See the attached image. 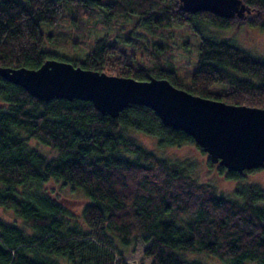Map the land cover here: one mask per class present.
<instances>
[{
    "label": "trees",
    "instance_id": "trees-1",
    "mask_svg": "<svg viewBox=\"0 0 264 264\" xmlns=\"http://www.w3.org/2000/svg\"><path fill=\"white\" fill-rule=\"evenodd\" d=\"M245 1L264 10V0ZM180 6L178 0H0V65L38 68L57 58L109 74L164 77L197 95L264 107V58L202 30L203 22L228 27V18ZM65 17L77 30L73 49L87 44L90 26L107 27L113 19H132L135 29L145 26L162 40L138 50L133 34L117 41L107 32L85 56L82 49L62 55L45 43L51 31L64 33ZM174 24H189L201 34L189 81L172 57L164 58L172 54ZM0 104V206L30 229L0 219V264H130L115 238L125 245L147 243L143 253L150 264H206L187 252L213 254L230 264H264L262 188L250 184L239 186L238 196L221 193L181 161L135 139L132 131L155 136L162 146L196 143L150 107L132 104L112 117L90 100H40L2 76ZM31 138L58 154L44 155L29 145ZM51 179L85 191L90 201L81 216L87 228L72 221L70 209L44 188Z\"/></svg>",
    "mask_w": 264,
    "mask_h": 264
},
{
    "label": "water",
    "instance_id": "water-1",
    "mask_svg": "<svg viewBox=\"0 0 264 264\" xmlns=\"http://www.w3.org/2000/svg\"><path fill=\"white\" fill-rule=\"evenodd\" d=\"M189 13L205 10L222 17L246 18L259 8L245 0H178ZM0 76L40 100H90L116 117L132 105L150 107L165 125L191 135L210 160L242 173L264 167V107L230 103L194 94L164 77L138 79L48 58L38 68L0 65Z\"/></svg>",
    "mask_w": 264,
    "mask_h": 264
},
{
    "label": "rangeland",
    "instance_id": "rangeland-1",
    "mask_svg": "<svg viewBox=\"0 0 264 264\" xmlns=\"http://www.w3.org/2000/svg\"><path fill=\"white\" fill-rule=\"evenodd\" d=\"M255 12H259L255 23H261L263 20L261 17H264V10L259 8V11ZM133 21L134 20L132 19L127 20V22L121 19H113L106 24L108 28L105 27V25H99L95 28L94 25L93 27L90 26V34L86 37L88 39L87 44H80L74 49L84 50L85 52H82L80 55L85 56L86 51L91 50L96 39L105 35L107 36V32L110 35L108 39L114 40L115 38L117 41H124L126 40L125 37L127 35L133 34L135 38L133 41H136L138 50L143 47V44L148 47H154V41L162 40L145 26H140L135 29L132 26ZM238 21L239 20L235 19L232 22V25L227 28L209 22H203L201 25L204 33L220 39H232L243 48L251 51L255 56L264 58V21L258 25L259 27H250L248 31L244 26L238 28ZM91 24L92 23L88 22L85 27H89ZM61 25L68 27L64 29L63 34H60L57 31H51V34L53 35L51 38L47 39L45 48L64 55L67 53L69 54L71 51H75L72 47V40L74 35L78 34H76V28L71 25L67 17L61 20ZM171 34L173 37V40H171L172 54L170 52L165 53L166 55L164 58L168 60L169 57H172L177 72L181 75L184 81H189L191 79L190 72L197 65L201 34L189 24H174ZM133 41H130V43ZM157 47L158 46L153 49L155 50ZM170 54L172 56H169ZM148 55L153 58L154 52L152 51ZM132 136L145 146L153 149L158 155L181 161L193 176L197 177L200 181H207L216 184L218 191L221 193L238 196L237 190L239 186L250 184H257L262 188L264 193V167L255 168L249 171L246 170L242 172V176L239 178L229 177L227 170L225 168L222 169L216 163H213L210 160L209 154L206 151H203L196 143L162 146L157 137L142 131H132ZM28 143L46 156L54 157L58 154L57 149L40 142L35 138H31ZM43 186L51 195H54L56 199L70 209L72 221L76 220L80 222L83 227L87 228V225L83 222L81 212L84 205L90 201V198L81 187L69 183L65 184L62 179H51L45 182ZM0 219L22 227L28 231L30 230L25 227L22 219L12 210L5 209L2 206H0ZM147 245V243L142 241H138L135 245H125L118 238H115L116 249L125 252V259L130 264H150V259L144 258L143 253V249ZM186 255L189 258L202 260L206 264H230L229 260H224L205 252H187ZM63 262H65V260H63ZM254 263L255 261L252 260L246 261V264Z\"/></svg>",
    "mask_w": 264,
    "mask_h": 264
},
{
    "label": "flooded vegetation",
    "instance_id": "flooded-vegetation-1",
    "mask_svg": "<svg viewBox=\"0 0 264 264\" xmlns=\"http://www.w3.org/2000/svg\"><path fill=\"white\" fill-rule=\"evenodd\" d=\"M259 13V12H258ZM258 13H256L255 11H253L251 14H249L246 18H238L237 16L234 17H228V19L230 20V24L228 27H230L232 25V22L237 19L238 21V28H240L241 26H244L245 28H247V31L250 27H259L258 25H260L262 23V21H264V17H261L263 20L261 21V23H255L257 21V16ZM227 28V27H226Z\"/></svg>",
    "mask_w": 264,
    "mask_h": 264
}]
</instances>
